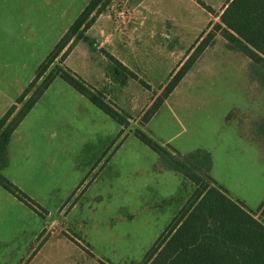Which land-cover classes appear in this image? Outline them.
<instances>
[{
	"label": "rangeland",
	"instance_id": "obj_1",
	"mask_svg": "<svg viewBox=\"0 0 264 264\" xmlns=\"http://www.w3.org/2000/svg\"><path fill=\"white\" fill-rule=\"evenodd\" d=\"M109 0L65 65L127 116L125 126L56 77L12 136L0 173V264H136L194 185L158 167L140 129L256 212L264 202V71L217 34L155 114L141 116L225 0ZM89 0H0V106L14 102ZM106 52L148 87L124 78ZM53 66V65H51ZM31 118V119H30ZM33 118V119H32ZM37 123L44 132L36 133ZM42 131L40 130V133ZM264 222V213L260 215Z\"/></svg>",
	"mask_w": 264,
	"mask_h": 264
},
{
	"label": "trees",
	"instance_id": "obj_2",
	"mask_svg": "<svg viewBox=\"0 0 264 264\" xmlns=\"http://www.w3.org/2000/svg\"><path fill=\"white\" fill-rule=\"evenodd\" d=\"M109 0H89L75 20L38 65L34 76L15 101L0 117V171L8 162V145L15 129L34 107L56 77L62 78L77 92L118 124L125 126L127 116L105 100L102 93L89 86L81 77L63 64L78 41H87L86 30L104 10ZM199 5L211 12L201 0ZM219 21L209 23L181 61L170 73L160 93L141 116L147 122L169 96L202 52L214 42L217 34L227 45L264 71V0H227ZM111 65L119 68L124 78H133L147 86L137 74L106 52ZM53 65V66H51ZM134 135L158 156V167L182 176L194 185L178 212L136 264H264V202L256 212L243 202L231 198L211 176V154L204 149L180 153L168 145L154 141L140 129ZM0 186L20 201L28 204L23 194L0 173Z\"/></svg>",
	"mask_w": 264,
	"mask_h": 264
},
{
	"label": "crops",
	"instance_id": "obj_3",
	"mask_svg": "<svg viewBox=\"0 0 264 264\" xmlns=\"http://www.w3.org/2000/svg\"><path fill=\"white\" fill-rule=\"evenodd\" d=\"M226 1H227V0L224 1V3L222 4V6L225 4ZM221 8H222V7H221ZM90 27H91V26H90ZM90 27H89V28H90ZM89 28H88V29H89ZM88 29H87V30H88ZM87 30H86V31H87ZM56 42H57V41H56ZM78 42H79V41H78ZM78 42H77V43H78ZM77 43H76L75 46L72 48V50L69 52L68 56L76 51V47L78 46ZM68 56H67V57H68ZM67 57H66V58H67ZM65 61H66V59H65ZM65 61H64V62H65ZM121 63H122V62H121ZM122 64H123V63H122ZM123 65H125V64H123ZM125 66H126V65H125ZM126 67H128V66H126ZM128 68H129V67H128ZM129 69H130V68H129ZM130 70H132V69H130ZM80 77H81V76H80ZM81 78H82V77H81ZM82 79H83V78H82ZM83 80H84V79H83ZM84 81H85V80H84ZM85 82H86V81H85ZM51 84H52V83H51ZM50 86H51V85H50ZM50 86H49V87H50ZM90 86H91V85H90ZM49 87H48V88H49ZM42 96H43V95H42ZM42 96H41V97H42ZM41 97H40V98H41ZM39 100H40V99H39ZM39 100H38V101H39ZM38 101H37V102H38ZM88 101H89V100H88ZM12 103H13V102L10 101L9 103L0 106V117H1V115L6 111V109H7ZM90 103H91V102H90ZM36 104H37V103H36ZM36 104H35V105H36ZM92 104H93V103H92ZM35 105H34V107H35ZM93 105H94V104H93ZM34 107H33V108L29 111V113H27V115L23 118V120L21 121V123L18 125V127H17V128L15 129V131L13 132L12 136L14 135V133H15L20 127H23L22 125H24V124L26 123L25 121H28V122H27V123H28L27 125L30 124V122H29V120H28L27 117L32 113L31 111L34 109ZM30 119H31V118H30ZM32 119H33V118H32ZM40 130L42 131L41 133H40ZM43 132H44V131H43L42 127H41V124H38V123H37L36 133H37V134H42ZM44 133L46 134V132H44ZM46 135H47V134H46ZM11 141H12V137H11ZM11 141H10V143H9V145H8V153H7L8 158H9V146H10V144H11ZM8 160H9V159H8ZM7 165H8V162H7ZM7 165H6V166H7Z\"/></svg>",
	"mask_w": 264,
	"mask_h": 264
}]
</instances>
